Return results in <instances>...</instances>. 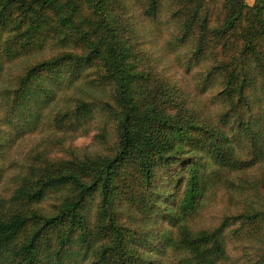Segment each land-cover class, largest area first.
Instances as JSON below:
<instances>
[{
	"label": "trees",
	"instance_id": "16d2710c",
	"mask_svg": "<svg viewBox=\"0 0 264 264\" xmlns=\"http://www.w3.org/2000/svg\"><path fill=\"white\" fill-rule=\"evenodd\" d=\"M85 1L105 16L87 30L72 21L63 0H0V76L4 67L20 62L0 89V122L26 117L22 109L31 99L49 100L59 91L50 119L55 130L86 133L100 112L110 123L114 144L109 153L70 157L34 152L9 175L11 191L0 203V264H65L76 247L80 257L74 264H153L148 251L159 234L166 249L181 254L179 264H227L226 229L244 246L255 234L251 226L264 224V195L259 206L246 205L245 198L236 210L228 205L246 192L244 170L258 149L260 114L247 89L258 81L264 107V75L257 65L264 39L232 41V53L223 59L213 52L215 39H205L211 25L205 0H111V8H117L114 15L106 11L109 0ZM234 1L247 9L242 0ZM261 6L256 0L249 8L259 12ZM134 8L150 19L170 10L168 17L177 23L175 45L186 47L187 64L196 66L193 78L200 90L185 89L160 73V99L150 100L135 84L137 77L154 78L151 69L158 61L148 57L147 75L132 68L129 58L138 52L140 40L134 36ZM114 21L119 35L109 32ZM225 22L226 28L235 27L241 19L232 10ZM257 24V34L264 38L259 17ZM47 38L53 52L33 54ZM252 68L258 69L257 76ZM76 83L94 89L83 87L77 94V86L72 93ZM209 88L207 97L203 92ZM174 95L179 99L176 111ZM214 101L216 112L210 104ZM102 127L96 135L106 141ZM239 141L245 143L249 161L235 152L233 142ZM237 172L243 175L233 180ZM210 187L223 194L225 211L215 225L191 227L189 220ZM49 195L57 203L45 212L37 203ZM122 209L129 210L132 226ZM160 221L165 225L157 228ZM259 257L264 263V251Z\"/></svg>",
	"mask_w": 264,
	"mask_h": 264
},
{
	"label": "rangeland",
	"instance_id": "374dc122",
	"mask_svg": "<svg viewBox=\"0 0 264 264\" xmlns=\"http://www.w3.org/2000/svg\"><path fill=\"white\" fill-rule=\"evenodd\" d=\"M88 1V0H87ZM256 0H242L246 5V8H239L238 3L234 0H205V9L209 15V21L211 23L209 31L205 34V39H215V48L213 52L217 57L225 58L230 56L232 53L233 46L232 41L238 42L241 39H264L260 38L257 34L258 24L257 17H259L264 26V0H261L262 6L259 12H254L249 7L255 3ZM111 0L106 4V11L108 13H117V8L112 6ZM62 7L64 10H69V16L72 21L77 25L79 29L87 30L90 24H97L104 15H98L91 9V6L85 0H73V2H66L63 0ZM232 10L237 11L238 17L241 22L235 27L232 25L226 28L228 25L226 16ZM134 15H136L137 28L134 31L135 39H140L136 50L138 52L130 56L129 59L133 60L132 68L137 71H143L142 75H147V59L148 57H155L157 63H154V69H151L156 74L154 78L144 79L141 77L134 78L135 84L142 87L145 95L148 99H160L158 94L160 93V84L157 79L160 78V73L163 76L174 81L178 85H182L185 89L192 87L194 90H200V86L194 83L193 73L196 70V66L187 64V49L175 45V36L177 34V23L168 17L170 10L158 12L153 18H142L138 15V10L133 9ZM255 13H258L257 15ZM114 15V14H113ZM101 17V18H100ZM106 19L100 21L103 23ZM177 22V21H176ZM102 25V24H101ZM113 27V29H110ZM110 34H118V28L113 24H108ZM223 29L225 31H223ZM107 33V28L104 30ZM119 35V34H118ZM46 43L43 49L33 53L37 56H47L53 52L50 46L49 38L45 39ZM141 41V42H140ZM256 44L260 45L261 42L255 41ZM163 43V46H162ZM162 46V47H161ZM261 47V46H260ZM261 55V61L257 63L260 66L258 69L260 73L264 75V46L259 51ZM33 61L31 60L30 63ZM254 63H251L253 66ZM20 66V62H16L12 67L3 69L0 76V89L2 86L8 83V78L11 73L14 72ZM258 69L252 68L253 75H258ZM137 76V75H136ZM83 84V82H79ZM75 84L70 89L72 93H80L81 88L89 91L94 89L85 85ZM80 85V86H79ZM75 87V88H74ZM212 88L204 91L203 95L209 97ZM248 96L253 102L254 109L260 114L259 128H261L260 139L258 141V149L256 150L255 156H253V164L246 167L244 170L246 184L245 190L241 198H231L228 205L231 210H236L241 207V200L245 198L246 205L251 203L252 205H260L263 202L262 196L264 195V107L261 103V89L257 82H252L251 86L247 89ZM102 93L101 90H98ZM95 90V94H98ZM160 96V95H159ZM158 97V98H157ZM171 105L173 111L179 106L178 97L173 96ZM147 99V100H148ZM162 99V98H161ZM60 101L59 91L55 93V96L49 100H38L36 98L30 100V105L27 108H23L22 111L26 113L24 116H11L6 118L5 122H0V203L5 201L4 198L8 197L11 191L10 176L13 172L18 170L21 164L26 163L30 156L34 152L44 151L47 156L52 158L57 157H70L71 154L81 153H109L113 147V132L110 123H106L105 119L101 117L100 112H96L94 121L86 133L78 134L76 131L68 132L55 130L50 119L56 106ZM167 107L170 105L166 102ZM211 109L216 112L219 108L217 102H212ZM0 109V115L2 114ZM107 131L106 141H102L98 138L96 133L103 127ZM235 152L241 160H248L250 153L245 148L243 141L233 142ZM179 165V163H178ZM129 167V166H128ZM131 169H128L130 171ZM127 171V172H128ZM135 173L132 174V178L135 177ZM241 172L232 174L231 178L234 180L239 177ZM95 197L91 200L90 215L92 216V222L95 220L93 215L95 214ZM56 200L52 195L45 197L42 201L37 203V207H40L45 212H51L54 210L53 205L56 204ZM227 204L223 194L217 188L207 189L204 196L201 198L197 205L196 212L190 218L189 224L191 227L199 228L201 226L207 227L208 225H215L219 221V217L225 211V205ZM245 205V206H246ZM123 219L126 223L132 226V222L128 219L127 212L129 210L122 209ZM95 224V223H94ZM165 223L160 221L156 227H163ZM264 224L257 222L251 226V230H255V234L252 238L245 241L244 246H240L232 235L231 231L226 229L224 233L225 251H226V263L227 264H264L260 261L259 254L264 251V247L261 245V241L264 239V231L260 229ZM30 226V225H29ZM28 226V228H29ZM24 231H21L18 239L23 237ZM17 239V240H18ZM153 248L148 252L152 254L154 259L153 264H179L178 258L181 254L172 252L169 248H165L163 241L161 240L160 234L157 235L156 239L153 240ZM243 247V248H242ZM165 249V251H164ZM79 249L72 248L71 256L65 259V264H74L79 261L80 253L77 252Z\"/></svg>",
	"mask_w": 264,
	"mask_h": 264
}]
</instances>
